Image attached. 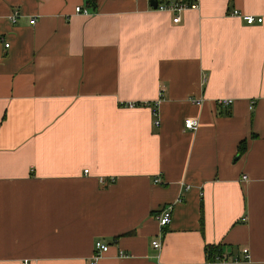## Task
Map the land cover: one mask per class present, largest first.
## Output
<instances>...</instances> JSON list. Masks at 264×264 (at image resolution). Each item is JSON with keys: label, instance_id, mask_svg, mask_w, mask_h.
Returning <instances> with one entry per match:
<instances>
[{"label": "crops", "instance_id": "1", "mask_svg": "<svg viewBox=\"0 0 264 264\" xmlns=\"http://www.w3.org/2000/svg\"><path fill=\"white\" fill-rule=\"evenodd\" d=\"M151 1L0 0V264H264V0Z\"/></svg>", "mask_w": 264, "mask_h": 264}, {"label": "built area", "instance_id": "2", "mask_svg": "<svg viewBox=\"0 0 264 264\" xmlns=\"http://www.w3.org/2000/svg\"><path fill=\"white\" fill-rule=\"evenodd\" d=\"M194 7H198L197 1L189 2L185 0H167L163 3H158L157 10L160 12L170 13L173 16V23L180 24L182 22L183 13L189 10L190 8H194ZM76 13L84 14L86 16L90 14L87 10H84L81 7L76 8ZM232 15L242 16L238 11H233ZM17 17H18L17 13H14V15L11 17V21L15 23L17 20ZM241 18L247 25H254L256 23L262 24L264 21L263 18H255V17L248 16V15H243ZM31 24L34 25L35 21L32 20ZM9 46L10 45L7 44L6 48H9ZM232 104H233V101L231 100H224V101L219 102L220 106L226 107V108L231 107ZM154 115L157 117L156 110H154ZM159 123H160L159 120H157L155 122V125H159ZM184 127L187 131H191V132L195 131L199 127V121L195 119H187L184 122ZM88 173L89 171H85V174H88ZM246 179L247 177L244 178V180ZM172 219H173V211L171 207L164 208L157 218L161 229L168 228L170 224L172 223ZM152 247L155 250H160L162 248V242L160 240H154L152 242ZM108 251H109V246L98 241L96 243V254H95L94 260L90 264H97V261L100 259V257L103 254H106ZM243 252H244L245 259H248L249 251L245 249ZM220 259H222V261L228 260L227 258H217L216 260H220ZM22 264H30V263L24 262Z\"/></svg>", "mask_w": 264, "mask_h": 264}, {"label": "trees", "instance_id": "3", "mask_svg": "<svg viewBox=\"0 0 264 264\" xmlns=\"http://www.w3.org/2000/svg\"><path fill=\"white\" fill-rule=\"evenodd\" d=\"M220 247H208V261L214 262L216 258H224Z\"/></svg>", "mask_w": 264, "mask_h": 264}, {"label": "water", "instance_id": "4", "mask_svg": "<svg viewBox=\"0 0 264 264\" xmlns=\"http://www.w3.org/2000/svg\"><path fill=\"white\" fill-rule=\"evenodd\" d=\"M151 5L153 6L154 9H157L158 6V0H152Z\"/></svg>", "mask_w": 264, "mask_h": 264}]
</instances>
